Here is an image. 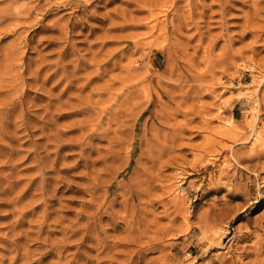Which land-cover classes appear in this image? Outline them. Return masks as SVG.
Masks as SVG:
<instances>
[{"label":"rangeland","instance_id":"rangeland-1","mask_svg":"<svg viewBox=\"0 0 264 264\" xmlns=\"http://www.w3.org/2000/svg\"><path fill=\"white\" fill-rule=\"evenodd\" d=\"M0 264H264V0H0Z\"/></svg>","mask_w":264,"mask_h":264}]
</instances>
